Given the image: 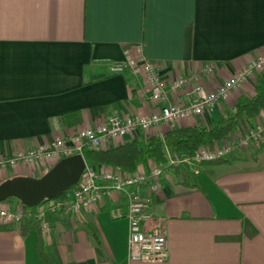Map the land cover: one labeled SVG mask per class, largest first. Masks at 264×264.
<instances>
[{
  "label": "crops",
  "instance_id": "crops-1",
  "mask_svg": "<svg viewBox=\"0 0 264 264\" xmlns=\"http://www.w3.org/2000/svg\"><path fill=\"white\" fill-rule=\"evenodd\" d=\"M137 45L167 82L213 66L203 78L211 90L264 56V0H0V156L113 116H149L156 106L142 79L108 72ZM254 87L200 117L135 132L107 149L163 139L175 129L211 128ZM170 100L182 104L184 91ZM171 144L164 142L165 155ZM15 177L41 175L21 166L0 174V183ZM127 212L126 200L114 195L90 213L52 215L47 235L40 228L23 234V223L0 227V264H44L40 239L50 264H264V142L218 164L166 171L151 204L166 235L163 261L128 259Z\"/></svg>",
  "mask_w": 264,
  "mask_h": 264
},
{
  "label": "built area",
  "instance_id": "built-area-1",
  "mask_svg": "<svg viewBox=\"0 0 264 264\" xmlns=\"http://www.w3.org/2000/svg\"><path fill=\"white\" fill-rule=\"evenodd\" d=\"M213 71V66L206 65L197 73L167 82L160 75L158 64L144 57L141 45L124 49L123 60L110 64L108 72L111 75L130 73L140 77L148 99L156 109L146 117L113 116L95 128L81 129L51 143L15 151L9 156H0V174L23 166L42 176L43 171L51 169L60 160L82 155L85 148L105 150L135 132H148L161 125L174 126L181 121L200 117L213 107L226 103L232 94L244 90L248 84H255L256 76L264 74V56L248 61L239 72L208 90L203 84V78ZM180 91H184V102L172 103L170 96L177 95ZM263 142L264 112H261L251 121H241L238 129L215 149L201 147L192 157L167 153L166 166L169 169L196 167L225 161L257 149ZM142 163L134 174L111 168L97 171L86 165L78 184L70 190L66 201H50L35 208H27L18 201L3 202L0 204V227H21L24 220L33 219L42 233L47 235L52 215L59 212L69 215L90 213L97 210L105 199L120 195L126 200L128 209V259L143 263L163 261L167 253L166 235L159 220L151 213V204L153 195L160 191L166 171L153 161Z\"/></svg>",
  "mask_w": 264,
  "mask_h": 264
},
{
  "label": "trees",
  "instance_id": "trees-1",
  "mask_svg": "<svg viewBox=\"0 0 264 264\" xmlns=\"http://www.w3.org/2000/svg\"><path fill=\"white\" fill-rule=\"evenodd\" d=\"M261 112H264V74L256 76L253 95L241 96L232 112L222 116L220 122L211 128L192 126L175 129L165 134L163 139L150 137L143 142L132 140L106 150L85 148L82 156L90 167L102 166L128 174H134L138 166L145 160H151L168 171L164 142L172 141L170 148L173 154L180 157H192L198 149L206 146L207 143H219L226 140L238 129L241 121H251ZM220 162L205 164H218ZM69 194L70 191L54 201H66ZM8 201L17 200L10 199ZM38 228L39 226L33 219H26L21 230L25 234L29 230ZM37 254L44 264L52 263V260L44 253L41 239L37 242Z\"/></svg>",
  "mask_w": 264,
  "mask_h": 264
},
{
  "label": "water",
  "instance_id": "water-1",
  "mask_svg": "<svg viewBox=\"0 0 264 264\" xmlns=\"http://www.w3.org/2000/svg\"><path fill=\"white\" fill-rule=\"evenodd\" d=\"M82 155L57 162L39 178L15 177L0 183V204L15 199L27 208L54 201L74 188L86 168Z\"/></svg>",
  "mask_w": 264,
  "mask_h": 264
},
{
  "label": "rangeland",
  "instance_id": "rangeland-1",
  "mask_svg": "<svg viewBox=\"0 0 264 264\" xmlns=\"http://www.w3.org/2000/svg\"><path fill=\"white\" fill-rule=\"evenodd\" d=\"M47 171H45L44 173H43V175L46 173Z\"/></svg>",
  "mask_w": 264,
  "mask_h": 264
}]
</instances>
